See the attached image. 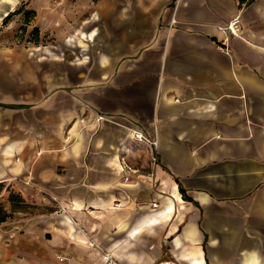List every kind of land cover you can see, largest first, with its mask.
Here are the masks:
<instances>
[{"label": "crops", "instance_id": "crops-1", "mask_svg": "<svg viewBox=\"0 0 264 264\" xmlns=\"http://www.w3.org/2000/svg\"><path fill=\"white\" fill-rule=\"evenodd\" d=\"M44 9L0 48V183L63 213L0 225V264H264V0Z\"/></svg>", "mask_w": 264, "mask_h": 264}, {"label": "rangeland", "instance_id": "rangeland-1", "mask_svg": "<svg viewBox=\"0 0 264 264\" xmlns=\"http://www.w3.org/2000/svg\"><path fill=\"white\" fill-rule=\"evenodd\" d=\"M68 1L69 3H73V5H78L80 7L82 5L89 7L90 5L92 10V8L97 5L100 0H17V4L14 6V8L15 10H24L25 7L31 5L34 7V10H40V8L43 7L45 8V11L48 10L46 14L50 16V8L47 9L48 7L58 9L61 6H64ZM7 6H9L7 3H3L2 0H0V17L5 11H8ZM75 15L77 16V11H75ZM43 22L45 23L46 19H44ZM47 22L50 24V21ZM21 23L23 24L24 21ZM15 24L18 25L19 23ZM9 27V24L2 25V22L0 23V48L9 47L10 45L30 48L32 45H34L31 42L33 40L31 33L29 31L30 34L27 35L28 31L26 32L25 27H12L11 29H9ZM19 30H21L20 33L18 32ZM45 35L46 36H43V38H41L42 40L38 44H35L37 47L39 45H43L45 47L50 43V34L45 33ZM25 40L30 41L31 44L26 43ZM24 188H28V182H21L18 179L11 181V183L7 186L0 183V208H2L6 213L11 214V217L3 223L6 226H11L10 228H12L13 225L18 227L19 223L21 222L39 217L41 215H47L57 210L63 213V209L48 196L42 195L43 197H37L38 195L34 193L30 195L29 193H26ZM9 200H13V203H10ZM18 200L22 201L23 204L18 205Z\"/></svg>", "mask_w": 264, "mask_h": 264}, {"label": "built area", "instance_id": "built-area-1", "mask_svg": "<svg viewBox=\"0 0 264 264\" xmlns=\"http://www.w3.org/2000/svg\"><path fill=\"white\" fill-rule=\"evenodd\" d=\"M57 1H60V0H57ZM238 25H239V17H235L225 28H219V31L223 32L224 34H229L231 37H234L237 35L239 31ZM128 139L131 141L138 142V143H146L153 150H155L157 146V142L155 139L148 140L140 132H137L134 130H129ZM153 160H155V157H153ZM91 243H92L93 248H95L100 254V259H99L98 264H118L117 260L115 259L112 253L103 250L99 245L94 244L92 241ZM57 260L58 262L65 261L64 258H57Z\"/></svg>", "mask_w": 264, "mask_h": 264}, {"label": "trees", "instance_id": "trees-1", "mask_svg": "<svg viewBox=\"0 0 264 264\" xmlns=\"http://www.w3.org/2000/svg\"><path fill=\"white\" fill-rule=\"evenodd\" d=\"M22 13L23 18H24V25H27L33 18H34V12L33 11H25V10H21V9H16L13 13H9L6 17L3 18L2 20V25H6L8 24V22L10 21V19L13 16H16L18 14ZM32 18V19H31ZM23 27V26H21ZM23 29V28H22ZM21 30H19L18 32L20 33ZM23 31V30H22ZM31 36L33 38V40L31 41L34 45L38 44L42 39L39 37V32L36 28H33L31 31ZM29 32H27V35L30 34ZM26 43L31 44L30 41L25 40ZM178 190L181 194L182 200L184 201H188L189 199L186 197L185 192L183 191V189L181 188V186H178ZM10 203H13V200H9ZM23 204L22 201L18 200V205ZM11 217V214L6 213L2 208H0V225L3 224L4 222L7 221V219H9Z\"/></svg>", "mask_w": 264, "mask_h": 264}, {"label": "bare ground", "instance_id": "bare-ground-1", "mask_svg": "<svg viewBox=\"0 0 264 264\" xmlns=\"http://www.w3.org/2000/svg\"><path fill=\"white\" fill-rule=\"evenodd\" d=\"M2 2L3 3H7V4L11 5L12 7H14L17 4V0H2ZM3 15H4V17L7 16L6 14H3ZM1 17H0V19H1ZM173 197L181 204V200H180L179 194H178V192L176 190L173 191Z\"/></svg>", "mask_w": 264, "mask_h": 264}]
</instances>
